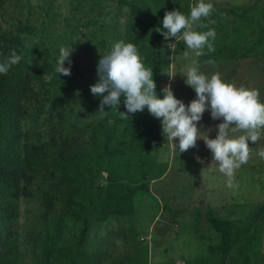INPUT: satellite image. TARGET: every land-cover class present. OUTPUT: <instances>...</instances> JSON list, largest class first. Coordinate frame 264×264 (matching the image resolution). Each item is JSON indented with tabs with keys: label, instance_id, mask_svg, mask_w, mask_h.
<instances>
[{
	"label": "rangeland",
	"instance_id": "1",
	"mask_svg": "<svg viewBox=\"0 0 264 264\" xmlns=\"http://www.w3.org/2000/svg\"><path fill=\"white\" fill-rule=\"evenodd\" d=\"M121 0H10L0 11V27L4 21L27 25L30 35L22 34L23 57L36 74L34 96L28 104V114L23 128L33 138L47 140L70 135L85 139L92 128L97 129L105 113L99 112L100 99L90 92L98 82L96 71L100 56L107 55L122 34L126 9ZM147 2V0H142ZM199 0H163L157 10L160 28L165 12L179 10L190 15L191 7ZM214 7L208 27L194 26L197 32L215 30L210 42L247 45L254 41L260 27L264 25V0H204ZM227 8L235 10L230 15ZM215 21V23H212ZM163 45L170 53L178 41L165 40ZM264 48V43H263ZM71 49L63 67H70V75H61L52 86L53 78L46 66L58 61L61 48ZM197 61L198 71L207 77L219 74L223 82L237 88L256 89L259 100L264 103V56L244 60L199 62L185 45L173 54L165 69L160 88L166 86L186 106L196 98L195 92L184 82L186 70ZM70 61V64H69ZM152 68L153 79L155 76ZM38 104L42 108L38 110ZM59 105V108L55 106ZM59 110V112H58ZM105 111H108L105 106ZM111 122V118L108 123ZM223 120H213L206 110L197 128L209 139L217 135V125ZM243 131H229L230 138L244 135ZM202 138V137H198ZM174 144L178 141L174 140ZM250 158L234 173V186H227V177L212 165V153L203 140L196 147L179 153L160 128L156 163L163 169L159 178L148 182L147 192L141 193L130 215L113 217L107 223H93L87 229L80 250L85 255H94L101 264H215L220 257L217 250L219 235L205 220L206 211L219 219H229L240 225L243 219L263 207L260 240V261L264 264V158L258 155L264 149V129L255 144L249 142ZM211 166V167H210ZM53 168V167H52ZM84 173V172H83ZM53 181L31 185L26 196L18 199V215L15 221L16 253L20 264H29L32 246L23 238L24 228L34 223L46 207L48 198L53 208L47 209L46 219L51 213H61V199L67 197L83 207L95 202L94 194L105 184L104 175L86 173L91 178L90 191L75 186L70 192H55ZM85 175V173H84ZM75 191V192H73ZM62 215V214H61ZM80 221H66L64 239H72L78 233Z\"/></svg>",
	"mask_w": 264,
	"mask_h": 264
},
{
	"label": "trees",
	"instance_id": "2",
	"mask_svg": "<svg viewBox=\"0 0 264 264\" xmlns=\"http://www.w3.org/2000/svg\"><path fill=\"white\" fill-rule=\"evenodd\" d=\"M10 0H0V11ZM125 7V21L119 41L136 46L141 62L154 66L156 94L163 98L160 82L168 67L170 57L186 44L178 41L169 51L162 46L157 10L163 0H121ZM230 15L236 14L227 8ZM208 18L201 23L207 24ZM0 27V63H3L15 50L22 59L11 66L7 74H0V264H20L16 253L15 221L18 215V199L26 196L31 185L44 184L48 179L55 192H70L77 186L90 191L91 178L86 173L93 170L104 175L105 184L101 191L93 193L95 202L85 207L79 203L61 199V213H51L46 219L47 209L53 208L48 196L45 209L34 223L24 228L23 238L32 246V259L29 264H101L94 255H85L80 246L87 229L94 222L107 223L113 217L130 215L141 193L147 192L148 182L160 177L161 166L156 163L157 145L160 139V121L145 108L142 112L127 114L123 119L119 112H126L123 97L116 110L108 109L85 139L70 135L47 140L33 138L23 128L28 114V104L34 96L38 81L36 74L23 57L22 34L30 35L27 25L8 23ZM264 25L258 30L254 41L247 44H214V52L204 48V55L197 57L199 62L244 60L264 56ZM57 61L46 66L53 78L47 87L56 83L62 74L55 73ZM38 110L42 105H37ZM59 108L58 104H55ZM118 111V112H117ZM59 112V110H58ZM111 118V122L108 123ZM53 167V168H52ZM85 175H84V173ZM75 192V191H73ZM62 214V215H61ZM263 207L259 206L248 214L240 225L229 219H219L206 211L205 220L219 235L217 250L220 254L215 264H261L260 240ZM66 221H80L77 235L64 239Z\"/></svg>",
	"mask_w": 264,
	"mask_h": 264
},
{
	"label": "clouds",
	"instance_id": "3",
	"mask_svg": "<svg viewBox=\"0 0 264 264\" xmlns=\"http://www.w3.org/2000/svg\"><path fill=\"white\" fill-rule=\"evenodd\" d=\"M214 11L211 3L199 0L191 7L190 15L186 16L179 10L165 12L162 28L156 31L168 40L170 37L182 39L187 48L196 57L204 55V48L209 53L214 52L210 40H214L215 30L209 28L206 32H197L194 26L208 27L202 24V18H208ZM215 23V21H212ZM71 49L61 48L55 67L56 74L70 75V67H63L71 54ZM22 59L15 50L0 63V74H7L11 66ZM208 63H213L209 60ZM70 64V61H69ZM197 61L186 70L185 84L194 90L196 98L187 106L175 98L170 85L162 90L163 98L156 94V84L153 80L152 68H146L141 62L137 48L132 43L115 42L111 51L101 57L96 71L98 82L90 87V92L100 99L99 112L106 113L108 109H118L121 97L126 112H119L123 119L128 120L127 114L148 112L160 121L162 133L168 137L179 153L196 147L198 140H203L207 149L212 153V165L218 166L219 171L227 177V186H234V173L250 158L249 142L255 144L264 129V103L259 100L256 89L237 88L223 82L220 75L213 74L210 78L198 71ZM206 110H210L213 120L221 119L217 125V135L209 139L197 128ZM118 112V111H117ZM243 131L245 134L230 138L229 131ZM202 137V138H198ZM178 141L174 144L173 141ZM264 158V149L258 152ZM210 166V167H211Z\"/></svg>",
	"mask_w": 264,
	"mask_h": 264
}]
</instances>
